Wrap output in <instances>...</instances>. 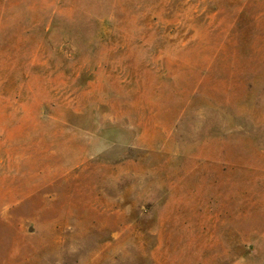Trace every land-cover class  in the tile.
<instances>
[{
    "label": "rangeland",
    "instance_id": "1",
    "mask_svg": "<svg viewBox=\"0 0 264 264\" xmlns=\"http://www.w3.org/2000/svg\"><path fill=\"white\" fill-rule=\"evenodd\" d=\"M0 264H264V0H0Z\"/></svg>",
    "mask_w": 264,
    "mask_h": 264
}]
</instances>
